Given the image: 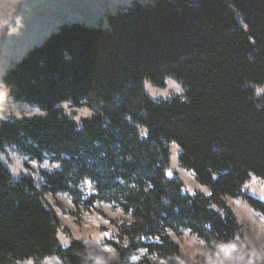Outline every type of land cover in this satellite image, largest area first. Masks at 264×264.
Segmentation results:
<instances>
[{
    "label": "clouds",
    "instance_id": "1",
    "mask_svg": "<svg viewBox=\"0 0 264 264\" xmlns=\"http://www.w3.org/2000/svg\"><path fill=\"white\" fill-rule=\"evenodd\" d=\"M22 3L0 0V45L24 29L23 17L15 16ZM229 10L258 53L262 45L251 18L237 0H230ZM64 58L72 57L65 51ZM138 84L152 105L190 103L189 89L173 69H161L155 79L143 75ZM245 88L251 90L254 109L264 112V82L246 80ZM92 94L68 93L50 106L17 100L0 74V126L54 118L68 123L72 134L87 135L86 126L97 121L110 128L109 106L102 96ZM146 111L125 110L121 119L132 139L148 146L147 159L126 149L120 140L93 139L91 146L100 149L97 165L110 178L85 174L74 180L69 175L62 189L49 187V179L71 164L75 157L71 146L42 148L27 133H22V141L0 137V168L6 171L2 186L19 205L11 189L30 181L24 191L50 217L49 243L0 244V264H74L73 258L75 264H264V207L259 206L264 205V168L194 165L185 159L186 147L180 139L163 132L157 135L140 119ZM138 166L148 175L129 173ZM229 174L232 183L220 191ZM229 222L231 233L218 227Z\"/></svg>",
    "mask_w": 264,
    "mask_h": 264
},
{
    "label": "trees",
    "instance_id": "2",
    "mask_svg": "<svg viewBox=\"0 0 264 264\" xmlns=\"http://www.w3.org/2000/svg\"><path fill=\"white\" fill-rule=\"evenodd\" d=\"M229 3L134 1L122 10L106 13L103 25H61L5 71L13 95L17 100L49 106L68 93L100 95L109 106L113 125L104 128L93 122L86 126L85 135L72 134L68 123L54 118L38 124L9 122L0 126V137L22 141V133H27L42 148L71 146L73 161L49 179V187L62 189L69 175L74 180L85 174L110 178L97 165L96 151L100 149L91 146L93 139L120 140L126 149L147 159L148 146L134 141L121 119L123 111L143 107L147 111L140 119L152 125L157 135L163 132L180 139L186 147L185 159L194 165L264 168V112L254 109L249 100L251 90L245 88L246 80L264 82V3L237 0L251 18V27L262 45L258 53L232 20ZM65 51L71 55L70 61L64 58ZM161 69L178 73L189 89L190 103L173 101L155 106L142 96L140 77L149 74L155 79ZM129 173L148 175L143 166L129 169ZM5 175L0 168V244L26 247L49 243V214L24 191L30 181L11 189L20 199L15 205L2 186ZM231 183L229 174L219 190ZM218 227L231 233L233 225L229 222Z\"/></svg>",
    "mask_w": 264,
    "mask_h": 264
},
{
    "label": "rangeland",
    "instance_id": "3",
    "mask_svg": "<svg viewBox=\"0 0 264 264\" xmlns=\"http://www.w3.org/2000/svg\"><path fill=\"white\" fill-rule=\"evenodd\" d=\"M134 1L146 0H24L15 16L23 17L25 27L19 36L6 37L0 45V74L3 75L61 25L73 22L103 25L106 13L122 10Z\"/></svg>",
    "mask_w": 264,
    "mask_h": 264
}]
</instances>
